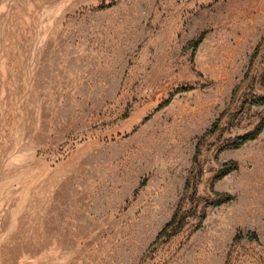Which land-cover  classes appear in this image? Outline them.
I'll use <instances>...</instances> for the list:
<instances>
[{
	"label": "rangeland",
	"instance_id": "obj_1",
	"mask_svg": "<svg viewBox=\"0 0 264 264\" xmlns=\"http://www.w3.org/2000/svg\"><path fill=\"white\" fill-rule=\"evenodd\" d=\"M263 96L264 0H0V264H264Z\"/></svg>",
	"mask_w": 264,
	"mask_h": 264
},
{
	"label": "trees",
	"instance_id": "obj_2",
	"mask_svg": "<svg viewBox=\"0 0 264 264\" xmlns=\"http://www.w3.org/2000/svg\"><path fill=\"white\" fill-rule=\"evenodd\" d=\"M207 33V30H202L196 37L192 38L190 40V44L194 45V48H196L204 39L205 35ZM193 86L192 85H186L182 86L181 88H178V90H189ZM173 94L171 93L169 97L162 102L158 107H161L165 105L166 103H169L171 99L173 98ZM260 102H264V96L262 99L259 100ZM219 123V117L215 120L212 127L206 131L203 135H201L198 138L197 144H196V152L194 154V166L192 167L184 185V194L181 196L176 209L174 210L172 216L170 219L163 225V227L160 229V231L157 233L155 241H159L162 237H165L166 239L177 234L186 224L189 216L195 213L194 206H186V203L194 204L198 198V183L203 175V169L198 163V156L200 153L201 143L206 136V134L214 131L218 127ZM264 129V117L261 118V120L257 123V125L245 132L242 135H239L235 138L233 142L229 144L231 147H239L243 145L245 142L249 140H253L263 131ZM239 168V164L236 160H228L222 163L221 167L219 168L218 172L213 178V183L211 185L212 190V196L211 200L209 202L212 206H218L225 202L231 201L234 198V195L227 191H218L214 188V182L223 178L228 173L232 172L233 170H236ZM207 213L206 210H203L200 213V223L196 226L198 228L201 224V221L206 217Z\"/></svg>",
	"mask_w": 264,
	"mask_h": 264
}]
</instances>
